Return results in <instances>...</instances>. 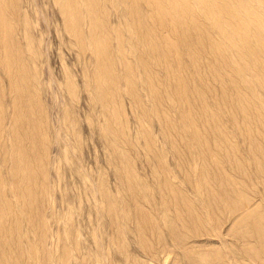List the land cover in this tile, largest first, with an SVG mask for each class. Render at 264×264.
Masks as SVG:
<instances>
[{
    "label": "rangeland",
    "instance_id": "obj_1",
    "mask_svg": "<svg viewBox=\"0 0 264 264\" xmlns=\"http://www.w3.org/2000/svg\"><path fill=\"white\" fill-rule=\"evenodd\" d=\"M263 236L264 0H0V264H264Z\"/></svg>",
    "mask_w": 264,
    "mask_h": 264
},
{
    "label": "bare ground",
    "instance_id": "obj_2",
    "mask_svg": "<svg viewBox=\"0 0 264 264\" xmlns=\"http://www.w3.org/2000/svg\"><path fill=\"white\" fill-rule=\"evenodd\" d=\"M160 26V25H159ZM175 47V46H174ZM163 110V109H162ZM264 237V236H263Z\"/></svg>",
    "mask_w": 264,
    "mask_h": 264
}]
</instances>
